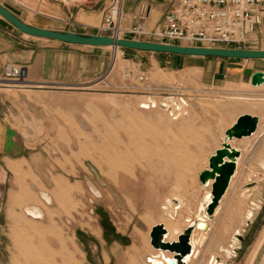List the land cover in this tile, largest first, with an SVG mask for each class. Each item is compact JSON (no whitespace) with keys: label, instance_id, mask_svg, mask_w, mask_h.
I'll list each match as a JSON object with an SVG mask.
<instances>
[{"label":"rangeland","instance_id":"374dc122","mask_svg":"<svg viewBox=\"0 0 264 264\" xmlns=\"http://www.w3.org/2000/svg\"><path fill=\"white\" fill-rule=\"evenodd\" d=\"M5 1L32 15L34 0ZM122 28L121 37L129 38L127 32L132 27ZM243 48L264 50V36H251ZM241 62L253 72H264V59ZM244 81L235 89L228 88L229 84L207 88L199 71L174 70L168 65L140 67L118 53L107 73L81 86L37 87L28 83L2 87L11 96L10 117L27 144L42 153L57 172V180L67 182L72 191L38 184L34 177L25 175L32 180H22L25 190L10 202L5 215L0 264H100L97 246L110 253L116 264H148L144 250L137 246V239H143L141 231L138 238L135 234L130 237L137 214L146 220V193L151 199L152 190L168 188L169 197L159 207L162 222L187 225L186 218L190 217H184L183 222L170 216L179 212L180 217L189 209L181 205L177 211L174 200L178 198L191 201L195 220L204 201L203 186L199 179L187 178L193 176L199 160L200 167H206V148L221 145L224 130L240 113L262 117L258 110L236 107L245 101L264 103V88L252 86L248 75ZM170 96L184 100L180 101L183 107L187 104L179 117L161 106L167 99L164 97ZM151 97L158 105L148 106ZM259 139L245 144L233 141L243 154L237 175L211 221L209 233L197 247L199 259L189 264H205L213 255H223L222 249L229 247L233 235L238 245L226 264H264V135ZM254 142H259V150L252 148ZM200 149L201 157L197 154ZM89 183L102 193L101 197L94 194ZM248 187L262 192L261 206L242 232L234 234L254 202L256 192L245 196L244 188ZM42 190L53 196L50 204L40 198ZM140 199L142 212L137 207ZM28 203L38 204L44 218L28 216L24 211ZM14 223L18 225L13 227ZM122 232L125 244L118 249L113 242ZM131 239L134 244L125 247Z\"/></svg>","mask_w":264,"mask_h":264},{"label":"crops","instance_id":"0c3cea01","mask_svg":"<svg viewBox=\"0 0 264 264\" xmlns=\"http://www.w3.org/2000/svg\"><path fill=\"white\" fill-rule=\"evenodd\" d=\"M172 3L173 0H125L122 26L127 30V28L130 29L136 24H141L144 28L150 30L161 22L164 15L172 7ZM0 4L32 26L57 31L101 34L98 23L103 20L109 2L108 0H74L71 3H64L56 0H34L30 8L33 10L32 15L31 12L25 13L5 0H0ZM129 38L134 39L131 35H129ZM135 39L158 41L157 39L148 37H136ZM125 51V55L130 57V60L137 63L140 67L144 65H148V67L168 65L174 70L199 71L201 81L207 88L224 87L228 84L245 82V69L247 68L241 61H246L247 59L175 56L139 50ZM118 53L122 55V50L114 47L76 45L29 35L20 31L10 21L0 15V80L3 79L5 68L8 64H26L29 70L28 81L30 86H81L96 80L104 75L105 72L107 73L114 60V56ZM2 87L5 86L0 85V239H3L5 235V215L9 211L10 202L13 203L21 190H25L22 185L23 181H28L34 177V182L38 184L41 183L44 186H51L52 184L59 191L65 189H67L66 192L68 193L72 191L67 182L57 180V172L52 170L51 163L44 159L42 153L27 144L24 135L19 132L10 117L11 96L4 92V88ZM245 113L257 115L252 112H244L237 115L236 118L238 119L239 116ZM237 119H234L227 128H230ZM259 145V142H254L252 148L259 150L261 148ZM220 147L221 145L206 148V167L204 163V166L200 167L202 162L199 160V163H197L198 167L195 168L197 170L193 171V176H189L187 179H199L201 172L208 166L209 158ZM200 151L201 149L197 153L199 157L202 155ZM242 158L243 154L239 158L238 167ZM26 174L32 177L28 178L25 176ZM169 179L167 177V180ZM34 186L38 187L35 183ZM152 191L151 199L149 198L150 195L146 193L144 211L146 220L141 218V213H138L137 224L133 226L130 235L132 237L135 234L138 238V231H141L143 239H137V246L144 250V254L147 257L160 253L159 250L154 249L151 245L150 233L155 225L164 223L169 230H172L173 226H176L181 231L177 233L179 236L190 224L186 221L187 225L177 223L170 226L166 222H162L159 218L161 214L159 207L161 202L169 197V190L165 188ZM204 191L203 189L202 196L204 195ZM43 193H46L49 199L45 198ZM100 195L102 196L101 192ZM40 198L47 204L53 201V196L46 190L40 191ZM141 206L142 199H140V202H137V207L138 209L140 208L139 212L143 211ZM182 206L190 210L186 209L182 211L183 213L180 217L177 214L178 212H175L176 216L175 219L172 217L173 220L177 221L179 218L181 220L186 216L190 218L194 217L191 201L188 199L185 201L184 199ZM35 207L38 208V212H33ZM12 211L13 209L10 212ZM24 211L34 219H42L45 215L44 210L35 203L26 204ZM218 212L216 211L215 215ZM199 216H202V214ZM196 219L197 216L195 217ZM190 220L194 221V219ZM207 221L210 224L213 219ZM17 225V223H14L13 227ZM142 225L145 226V229L141 227ZM123 235L122 232L121 236H118L113 242L118 249H121L122 245L125 244L123 242ZM178 236L177 238L175 237L176 239L170 238V240L167 237L166 241L173 242L178 239ZM104 238V244H109L105 236ZM133 244L134 240L131 239L130 245H126L125 247L132 246ZM96 249L99 251L98 262L100 264H116L113 256L108 252L105 253V250L101 246H97ZM164 254L170 258L174 256L170 252H165ZM190 261L188 260V264Z\"/></svg>","mask_w":264,"mask_h":264},{"label":"water","instance_id":"95a60500","mask_svg":"<svg viewBox=\"0 0 264 264\" xmlns=\"http://www.w3.org/2000/svg\"><path fill=\"white\" fill-rule=\"evenodd\" d=\"M0 15L5 17L20 31L36 37L47 38L69 44L88 45L95 47H114L129 50H139L153 53H163L175 56L220 57L231 59H264V50L245 48H225L208 46L173 45L156 41H145L132 38H119L102 34H84L70 31H57L32 26L13 12L0 4ZM245 74L250 77L252 86L264 84V72H253L245 69ZM260 117L250 113L239 116L237 122L225 132L222 146L209 158V166L200 174V182L208 187L212 183V190L207 194L211 198L206 208V213L213 218L221 200L227 193L232 178L238 169V158L241 151L232 146L233 139L252 136L258 129ZM209 224L203 220L190 221L189 226L173 242H167L168 229L164 223L155 225L150 233L151 245L160 253L147 258L148 263L161 259L166 264H188L194 255L193 235L196 230L208 231ZM165 252L173 253L172 258L165 256Z\"/></svg>","mask_w":264,"mask_h":264},{"label":"built area","instance_id":"2783aa9c","mask_svg":"<svg viewBox=\"0 0 264 264\" xmlns=\"http://www.w3.org/2000/svg\"><path fill=\"white\" fill-rule=\"evenodd\" d=\"M108 2L99 31L120 38L125 0ZM127 33L173 45L243 48L251 36H264V0H174L154 28L136 24ZM28 75L26 64H8L0 85H28Z\"/></svg>","mask_w":264,"mask_h":264},{"label":"bare ground","instance_id":"6f19581e","mask_svg":"<svg viewBox=\"0 0 264 264\" xmlns=\"http://www.w3.org/2000/svg\"><path fill=\"white\" fill-rule=\"evenodd\" d=\"M121 38V37H120ZM118 50H120L119 48H117ZM124 49V48H123ZM117 57V56H116ZM120 65V64H119ZM117 68V67H116ZM115 70V69H114ZM238 85V84H237ZM8 86H10V87H12V85H8ZM235 87H236V84H229L228 85V88H230V89H235ZM255 88H264V84H262V85H260V86H254ZM227 88V89H228ZM229 91V90H228ZM164 98H167V99H164L163 100V102L161 103V106L163 107V108H165L166 110H169L170 111V113H172L173 115H175L176 117H179V116H181L182 114H184L185 113V106L187 105L186 103H184V107H183V103H181V102H184V100H182L180 97H178V100H176L175 98H173L172 96H170V97H164ZM157 100V99H156ZM154 98H150L149 99V104H148V106H156V105H158V103H157V101H156ZM181 101V102H180ZM233 102V101H232ZM239 102H241V101H239ZM249 101H245V102H243V103H240V104H235L236 105V107H238V109L239 108H242L243 110H250V109H253V110H258V111H260V112H262V117H260V124H259V127H258V129H257V131L252 135V136H250V137H243V138H241V139H233L232 141H230L231 142V144H232V146L233 147H235V148H237V149H239L240 151H242V149H241V147H239V146H237V144L235 145L234 143H233V141L234 140H237L238 142H239V144H240V142L241 143H243V144H245L246 142H248V141H250V140H258L260 137L262 138L263 137V135H264V125H263V123H264V103H260L259 105L257 104V105H251L252 103H254V102H252V103H248ZM235 103V102H234ZM256 104V103H255ZM230 106V105H229ZM252 107H254V108H252ZM237 109V108H236ZM236 111V110H235ZM235 111H233V112H235ZM238 111V110H237ZM237 113V112H236ZM242 113H244V112H242ZM238 114V113H237ZM241 114V113H240ZM232 117H234V116H232ZM235 119H237L236 117H235ZM236 122H237V120H236ZM235 122V123H236ZM234 123V124H235ZM233 124V125H234ZM232 125V126H233ZM231 126V127H232ZM230 127V128H231ZM229 129V128H228ZM227 129V130H228ZM224 132H226V130H224ZM40 133V132H39ZM224 138H225V133H224V137L223 138H221L222 139V142H223V140H224ZM260 140V139H259ZM263 141V140H262ZM222 142H221V146H222ZM260 142H261V140H260ZM263 143V142H262ZM242 145V144H241ZM242 155V154H241ZM241 157V156H240ZM239 157V158H240ZM239 158H238V161H239ZM262 163L261 164H263V170H264V153H263V156H262ZM240 165V164H239ZM208 166H209V162H208ZM207 166V167H208ZM237 173V172H236ZM236 175V174H235ZM235 177L236 176H234L233 178H232V181H231V183H233V181L235 180ZM251 177H252V175H251ZM255 178V177H254ZM257 179V178H256ZM253 181V178H250L249 177V181ZM90 184V187H91V189L93 190V192H94V194L96 195V196H101L100 195V192H99V190L98 189H96L93 185L94 184H91V183H89ZM212 183H210V185L208 186V187H205L203 184H202V186H203V189L205 190L204 191V195H203V198H204V201H203V203L202 204H200V206H199V213L200 214H202V216H197V219L196 220H194V221H199V220H203L204 222H206V223H208V221L207 220H211V219H213V218H210L208 215H207V213H206V208H207V206H208V204L210 203V201H211V198H208L207 197V194L208 193H210L211 192V190H212ZM254 188V187H253ZM230 189H231V184H230V187H229V189H228V191H227V193L225 194V196L223 197V199L221 200V202H220V204H219V206L217 207V209H216V211L218 212L219 210H220V207L222 206V204H223V201H224V199H225V197H226V195L228 194V192L230 191ZM252 192L254 193V192H256V194L254 195V198H253V200H254V202L252 201L251 203H252V205L251 206H249V208H247L246 209V211H245V213L243 214V217H242V219L240 220V224H239V228L238 229H236L235 230V233L234 234H236V233H240V232H242V228H243V226H244V224L246 223V221H248V220H251V219H253L255 216H256V211L257 210H259V208H260V204H261V201H260V197H262V195H261V191L259 190V188L258 189H250V187H248V188H244V193L245 194H247V195H245V196H248L249 194L250 195H253L252 194ZM243 193V192H242ZM243 193V194H244ZM261 195V196H260ZM244 196V195H243ZM48 197V196H47ZM46 197V198H47ZM250 197V196H249ZM175 203H176V210L178 211L180 208H181V205H183V203H184V199H182V198H178V200H175L174 201ZM170 204H172V203H170ZM31 208V207H30ZM165 208H167V206H165ZM38 208H34V210H33V212L35 211V212H38V210H37ZM167 209H170V208H167ZM41 212V211H40ZM179 213V212H178ZM41 216V215H40ZM170 216L171 217H173L174 219H175V214H170ZM181 216V215H180ZM180 219V218H179ZM190 219H192V217L191 218H186V220H187V222L188 223H190ZM182 220V219H181ZM180 220V221H181ZM193 220V219H192ZM194 221H192V222H194ZM209 224V223H208ZM211 226V223L209 224V227ZM167 227V226H166ZM181 227V226H180ZM168 229V228H167ZM210 230V229H209ZM208 230V231H209ZM201 231V232H200ZM208 231H203V230H196L195 232H194V235H193V244H194V255L192 256V257H190L189 258V260H195V259H199V254H200V250H198V246H199V248H200V246L202 245V242H203V240H205V234H206V232H208ZM225 231V230H224ZM168 232H169V234H168V239L170 240V238H177V233H180L181 231H180V229L179 228H177L176 226H173V228H172V230H169L168 229ZM205 232V233H204ZM209 233V232H208ZM237 234V235H238ZM175 238V239H176ZM259 240V239H258ZM206 242V241H205ZM236 245H238V239L233 235L232 236V238H231V242L229 243V247L228 248H223L222 246V250L224 251V253H223V255H220V254H216V256L215 255H213L208 261H207V263H205V264H226L227 263V261H228V259L232 256V249H234L235 248V246ZM219 246V245H218ZM260 248V247H259ZM255 253V252H254ZM251 254V253H250ZM201 256V255H200ZM148 258V257H147ZM253 260V259H252ZM251 260V261H252ZM147 263H148V260L146 261ZM148 264H151V263H148ZM152 264H166L164 261H162L161 259L159 260V259H156ZM251 264V263H250Z\"/></svg>","mask_w":264,"mask_h":264},{"label":"trees","instance_id":"16d2710c","mask_svg":"<svg viewBox=\"0 0 264 264\" xmlns=\"http://www.w3.org/2000/svg\"><path fill=\"white\" fill-rule=\"evenodd\" d=\"M125 50H129V49H125Z\"/></svg>","mask_w":264,"mask_h":264}]
</instances>
